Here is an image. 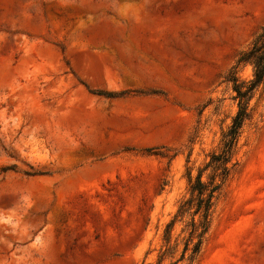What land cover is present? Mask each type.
Segmentation results:
<instances>
[{
    "label": "rangeland",
    "instance_id": "1",
    "mask_svg": "<svg viewBox=\"0 0 264 264\" xmlns=\"http://www.w3.org/2000/svg\"><path fill=\"white\" fill-rule=\"evenodd\" d=\"M262 27L264 0H0V264H156ZM252 105L194 264H264V94Z\"/></svg>",
    "mask_w": 264,
    "mask_h": 264
},
{
    "label": "trees",
    "instance_id": "2",
    "mask_svg": "<svg viewBox=\"0 0 264 264\" xmlns=\"http://www.w3.org/2000/svg\"><path fill=\"white\" fill-rule=\"evenodd\" d=\"M246 66L252 68V76L242 79L239 69ZM224 81L231 87L236 114L223 131L219 147L207 156L196 176L187 169V193L164 226L156 264H194L202 254L220 196L239 167V143L245 127L256 113V105L253 106L252 102L264 94V27L250 47L239 53L235 66L228 71ZM12 169L6 167L2 171L6 173ZM23 173L27 176L43 175L39 172Z\"/></svg>",
    "mask_w": 264,
    "mask_h": 264
}]
</instances>
